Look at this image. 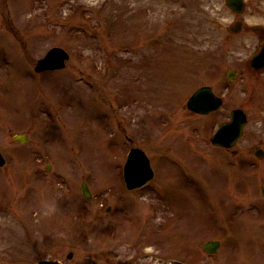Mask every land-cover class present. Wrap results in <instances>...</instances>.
<instances>
[{"label": "rangeland", "instance_id": "rangeland-1", "mask_svg": "<svg viewBox=\"0 0 264 264\" xmlns=\"http://www.w3.org/2000/svg\"><path fill=\"white\" fill-rule=\"evenodd\" d=\"M244 1L0 0V264H264V0ZM53 46L66 67L36 75ZM202 85L221 108L187 107ZM235 108L242 135L213 144ZM133 146L156 176L131 191Z\"/></svg>", "mask_w": 264, "mask_h": 264}, {"label": "water", "instance_id": "water-1", "mask_svg": "<svg viewBox=\"0 0 264 264\" xmlns=\"http://www.w3.org/2000/svg\"><path fill=\"white\" fill-rule=\"evenodd\" d=\"M227 4L233 8L236 12H242L245 6L244 0H227ZM243 21L238 20L232 26L231 30L239 32L242 29ZM69 57V54L61 47L51 48L46 55L38 62L37 69L46 68H61L65 65V59ZM251 66L255 70L264 68V45L260 51L256 53L251 59ZM235 71L230 70L227 75L229 78L235 77ZM222 104V98L217 96L213 89L208 86H202L196 90L188 101L190 109L208 113L214 109H217ZM247 122V115L242 109L232 110V119L227 122L221 123L217 132L211 137L212 142L218 146L230 147L233 146L236 140L240 137L243 131V126ZM16 140L25 141L27 137L23 134L15 136ZM257 154H262L261 150H258ZM5 159L0 152V165L4 164ZM152 176V169L149 159L145 152L140 148H133L129 153L127 162L125 165V180L128 187L134 188L142 185L148 178ZM82 191L88 198L91 197L89 186L86 182L82 183ZM264 193V187H263ZM219 241H209L205 244V249L209 252H215L219 246ZM72 253L68 256L71 257ZM36 264H61L58 260H40Z\"/></svg>", "mask_w": 264, "mask_h": 264}]
</instances>
